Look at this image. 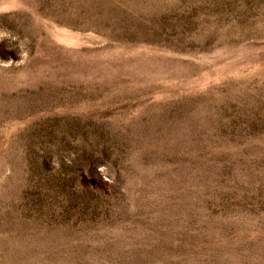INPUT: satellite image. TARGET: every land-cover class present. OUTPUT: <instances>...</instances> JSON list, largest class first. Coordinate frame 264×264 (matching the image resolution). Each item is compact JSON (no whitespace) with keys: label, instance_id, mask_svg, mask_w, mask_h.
Masks as SVG:
<instances>
[{"label":"rangeland","instance_id":"374dc122","mask_svg":"<svg viewBox=\"0 0 264 264\" xmlns=\"http://www.w3.org/2000/svg\"><path fill=\"white\" fill-rule=\"evenodd\" d=\"M0 264H264V0H0Z\"/></svg>","mask_w":264,"mask_h":264}]
</instances>
